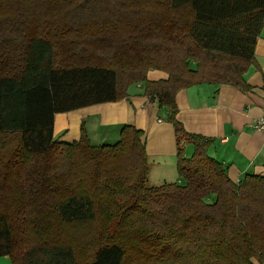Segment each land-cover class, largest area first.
Wrapping results in <instances>:
<instances>
[{"label": "trees", "instance_id": "1", "mask_svg": "<svg viewBox=\"0 0 264 264\" xmlns=\"http://www.w3.org/2000/svg\"><path fill=\"white\" fill-rule=\"evenodd\" d=\"M262 28L264 0H0V257L264 264V177L230 181L175 105L197 84L246 89ZM150 70L167 79L147 81ZM139 83L167 112L182 184L146 186L133 126L115 145H92L82 125L77 141L53 138L55 114L121 101Z\"/></svg>", "mask_w": 264, "mask_h": 264}, {"label": "crops", "instance_id": "2", "mask_svg": "<svg viewBox=\"0 0 264 264\" xmlns=\"http://www.w3.org/2000/svg\"><path fill=\"white\" fill-rule=\"evenodd\" d=\"M242 78L246 89L228 83H203L175 94L176 120L188 134L208 141L207 155L225 168L233 183L246 175L264 177V134L255 129L264 104V28ZM146 79L166 80L167 75L150 70ZM166 116L155 98L144 95V84H135L129 86L121 101L55 114L53 138L66 143L76 141L82 125L92 145H115L121 128L133 126L144 135L147 180L152 185L182 184L176 169L174 129L165 121ZM192 152V144L186 142L184 157ZM0 264H10L9 257H0Z\"/></svg>", "mask_w": 264, "mask_h": 264}, {"label": "built area", "instance_id": "3", "mask_svg": "<svg viewBox=\"0 0 264 264\" xmlns=\"http://www.w3.org/2000/svg\"><path fill=\"white\" fill-rule=\"evenodd\" d=\"M255 129L261 134H264V104H262L261 114L255 124Z\"/></svg>", "mask_w": 264, "mask_h": 264}, {"label": "rangeland", "instance_id": "4", "mask_svg": "<svg viewBox=\"0 0 264 264\" xmlns=\"http://www.w3.org/2000/svg\"><path fill=\"white\" fill-rule=\"evenodd\" d=\"M158 72V71H157ZM140 84V83H139ZM135 85V84H134ZM80 136V135H79ZM79 139V138H78ZM58 141V140H57ZM77 141V140H76ZM58 142H60V141H58ZM74 142V141H73ZM61 143H66V142H61ZM70 143H72V142H70ZM70 143H66V144H70ZM152 184H154V183H152V181H150L149 179L147 180V182H146V186L147 187H156V186H159V185H152ZM161 185V184H160ZM206 201H210V200H206Z\"/></svg>", "mask_w": 264, "mask_h": 264}]
</instances>
